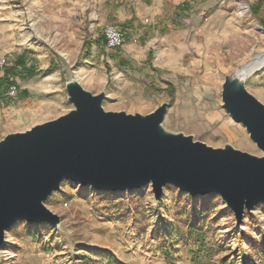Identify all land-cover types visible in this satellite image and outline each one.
<instances>
[{"label":"rangeland","instance_id":"rangeland-1","mask_svg":"<svg viewBox=\"0 0 264 264\" xmlns=\"http://www.w3.org/2000/svg\"><path fill=\"white\" fill-rule=\"evenodd\" d=\"M106 25L123 31V46L105 45ZM263 51L264 0H0V139L71 109L65 83L75 78L105 93V110L147 114L166 102L165 130L259 156L221 90ZM244 85L264 103V66ZM44 204L59 224L16 221L0 264H264V202L236 226L215 193L166 184L155 200L150 183L110 191L63 180Z\"/></svg>","mask_w":264,"mask_h":264},{"label":"water","instance_id":"water-1","mask_svg":"<svg viewBox=\"0 0 264 264\" xmlns=\"http://www.w3.org/2000/svg\"><path fill=\"white\" fill-rule=\"evenodd\" d=\"M65 90L72 104L66 113L0 139V247L19 219L59 224L44 201L63 180L110 191L150 183L155 200L166 184L190 196L215 193L236 226L264 202V103L236 71L224 76L222 107L245 128L259 156L165 130L166 102L147 114L126 113L105 110V93L94 94L75 78Z\"/></svg>","mask_w":264,"mask_h":264},{"label":"built area","instance_id":"built-area-1","mask_svg":"<svg viewBox=\"0 0 264 264\" xmlns=\"http://www.w3.org/2000/svg\"><path fill=\"white\" fill-rule=\"evenodd\" d=\"M103 37L105 45L108 48L118 49L124 44V33L115 25H106L103 29ZM6 65V59L0 54V78L2 77L1 72ZM16 84L9 82L6 88V94L8 96L15 95L17 93Z\"/></svg>","mask_w":264,"mask_h":264},{"label":"bare ground","instance_id":"bare-ground-1","mask_svg":"<svg viewBox=\"0 0 264 264\" xmlns=\"http://www.w3.org/2000/svg\"><path fill=\"white\" fill-rule=\"evenodd\" d=\"M247 11H248L247 5L245 3H243L241 6L238 7L237 13H239V15L242 16ZM169 52H172V51H168L167 53H169ZM175 60H174L173 56L169 57V62L171 64L175 63ZM262 66H264V51L257 53L256 56L254 57V59H252L251 61L249 60L248 62L242 64V66L239 69H237L236 72L241 78L245 79L247 76H249L250 74H252L256 70H258Z\"/></svg>","mask_w":264,"mask_h":264},{"label":"crops","instance_id":"crops-1","mask_svg":"<svg viewBox=\"0 0 264 264\" xmlns=\"http://www.w3.org/2000/svg\"><path fill=\"white\" fill-rule=\"evenodd\" d=\"M124 51L127 52V53L130 52V51L128 50L127 46H125V50H124ZM30 85H31V84H28L27 86H24V87H23L24 92L26 91V93H27L29 87L31 88V91H34V90L36 89V86L31 87ZM30 88H29V89H30ZM26 89H27V90H26Z\"/></svg>","mask_w":264,"mask_h":264},{"label":"trees","instance_id":"trees-1","mask_svg":"<svg viewBox=\"0 0 264 264\" xmlns=\"http://www.w3.org/2000/svg\"><path fill=\"white\" fill-rule=\"evenodd\" d=\"M185 4L184 3H182L179 7H180V9H183L182 7L184 6ZM253 13H256V10H254L253 11ZM49 70L51 69V65H50V67L48 68ZM170 91H173V86L170 84Z\"/></svg>","mask_w":264,"mask_h":264}]
</instances>
